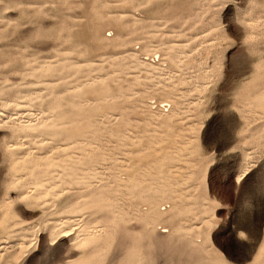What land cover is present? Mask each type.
Segmentation results:
<instances>
[{
  "label": "rangeland",
  "instance_id": "obj_1",
  "mask_svg": "<svg viewBox=\"0 0 264 264\" xmlns=\"http://www.w3.org/2000/svg\"><path fill=\"white\" fill-rule=\"evenodd\" d=\"M227 2L0 0V264H264V0Z\"/></svg>",
  "mask_w": 264,
  "mask_h": 264
},
{
  "label": "snow or ice",
  "instance_id": "obj_2",
  "mask_svg": "<svg viewBox=\"0 0 264 264\" xmlns=\"http://www.w3.org/2000/svg\"><path fill=\"white\" fill-rule=\"evenodd\" d=\"M235 8H236V5L233 4L231 0H228V2L225 4L221 12L222 19L227 21L229 14H234ZM229 27H231V25Z\"/></svg>",
  "mask_w": 264,
  "mask_h": 264
}]
</instances>
